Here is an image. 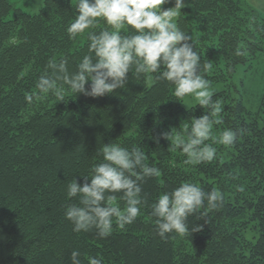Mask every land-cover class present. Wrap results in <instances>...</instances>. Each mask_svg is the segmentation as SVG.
Instances as JSON below:
<instances>
[{"label": "trees", "instance_id": "16d2710c", "mask_svg": "<svg viewBox=\"0 0 264 264\" xmlns=\"http://www.w3.org/2000/svg\"><path fill=\"white\" fill-rule=\"evenodd\" d=\"M74 7L73 0H45L28 14L0 0V264H70L73 250L81 264L90 256L102 264H264V88L251 112L228 85L240 67L264 56V15L245 0H189L178 15V27L211 65V87L227 84L213 93L223 105L214 135L244 129L232 146L214 144L213 161L185 165L179 150L168 151L169 141L153 137L204 109L185 108L186 97L176 100L156 74H129L123 89L97 98L66 91L58 102L39 92L50 60H66L73 71L88 51V32L75 39L67 32ZM106 27L101 20L89 31ZM111 141L141 147L160 175L142 181L145 204L132 224L121 229L114 222L106 238L94 229L76 233L64 214L74 202L67 185L75 178L83 186L80 175L102 162L97 150ZM183 182L221 191L223 204L189 217V227L201 224L202 231L162 238L152 205Z\"/></svg>", "mask_w": 264, "mask_h": 264}, {"label": "clouds", "instance_id": "9594fccd", "mask_svg": "<svg viewBox=\"0 0 264 264\" xmlns=\"http://www.w3.org/2000/svg\"><path fill=\"white\" fill-rule=\"evenodd\" d=\"M169 3L174 6L163 7ZM185 6V0H76L75 18L67 32L73 39L88 32V51L73 71L66 60H50V72L38 80L39 92L54 96L58 102H64L66 91L97 98L123 89L129 74L137 78L156 74L158 80L173 87L176 100L194 97L204 114L153 139L156 143L160 138L169 141L168 151L179 150L186 157L185 165L213 161L217 156L214 144L232 146L244 129L228 128L218 137L213 133L214 125L222 122L217 117L223 105L220 99H213L211 82L206 78L211 65L202 62L193 37L176 22ZM101 20L108 27L89 31ZM97 155L103 160L94 164L88 175H80L83 186L75 178L68 183L67 197L74 202L67 205L64 214L74 232L94 229L100 238H106L114 222L123 229L141 214L145 204L142 181L159 176L160 168L146 162L141 147L129 149L113 141L104 143ZM223 199L221 191H205L189 182L161 194L152 205L158 235L166 238L173 232L186 235L202 231L201 224L189 227V217L202 207L218 209ZM69 260L70 264H81L80 252L73 250ZM88 264H102V260L90 256Z\"/></svg>", "mask_w": 264, "mask_h": 264}, {"label": "rangeland", "instance_id": "374dc122", "mask_svg": "<svg viewBox=\"0 0 264 264\" xmlns=\"http://www.w3.org/2000/svg\"><path fill=\"white\" fill-rule=\"evenodd\" d=\"M17 7H20L28 14H36L44 5L45 0H11ZM76 4V0H73ZM246 1V0H245ZM250 4L262 15H264V0H249ZM185 7L189 5V0H185ZM173 3H169L168 7H173ZM184 7V8H185ZM177 19V18H176ZM236 86L241 92V96L246 108L251 111H257L262 91L264 88V56H260L257 60L247 66H242L238 69L235 77L230 80L228 85ZM242 84V85H241ZM226 85H215L211 87V91L223 90ZM242 87V88H241ZM198 101L194 97H186L183 106L191 108L195 106Z\"/></svg>", "mask_w": 264, "mask_h": 264}, {"label": "crops", "instance_id": "0c3cea01", "mask_svg": "<svg viewBox=\"0 0 264 264\" xmlns=\"http://www.w3.org/2000/svg\"><path fill=\"white\" fill-rule=\"evenodd\" d=\"M246 3L249 5V6H251L252 8H254L253 6H252V4H250V1L249 0H246ZM255 9V8H254ZM256 10V9H255Z\"/></svg>", "mask_w": 264, "mask_h": 264}]
</instances>
